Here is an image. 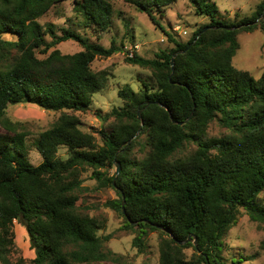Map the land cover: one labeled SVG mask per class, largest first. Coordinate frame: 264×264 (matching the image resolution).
<instances>
[{
    "label": "trees",
    "instance_id": "16d2710c",
    "mask_svg": "<svg viewBox=\"0 0 264 264\" xmlns=\"http://www.w3.org/2000/svg\"><path fill=\"white\" fill-rule=\"evenodd\" d=\"M62 1L0 0V264H25L10 259L15 221L27 230L33 264H89L108 258L98 235L100 221L78 205L79 171L86 165L117 189L115 208L125 217V226L135 228L133 244L139 252L146 249L148 233L158 231L159 264H226L224 238L237 223L240 208L264 223V201L259 199L264 190V71L256 78L233 64L239 33L264 31V0L250 16L234 21L219 16L214 0H191L210 22L186 42L167 33L174 47L154 58L137 53L126 57L154 71L156 88L135 91L125 85L119 90L125 104L111 111L119 124L103 133L104 145L98 147L95 137L81 129L78 116L63 112L35 141L42 162L34 165L20 123L7 116L8 105L85 111L107 82V72L95 71L92 63L123 49L115 42L105 47L70 28L61 35L52 26L45 29L39 18ZM125 1L163 28L157 14L178 0ZM74 2L99 35L112 27V0ZM5 34L16 39H3ZM66 40L82 49L64 54L55 48ZM37 50L51 52L39 58ZM215 119L230 130L228 135L207 136ZM140 128L151 151L131 159ZM187 142H194L196 150L178 155ZM60 146L68 148L69 158L58 156ZM114 161L120 163V173L106 177L99 167ZM189 235L194 237L179 243ZM187 247L193 248L196 261L187 259Z\"/></svg>",
    "mask_w": 264,
    "mask_h": 264
},
{
    "label": "rangeland",
    "instance_id": "374dc122",
    "mask_svg": "<svg viewBox=\"0 0 264 264\" xmlns=\"http://www.w3.org/2000/svg\"><path fill=\"white\" fill-rule=\"evenodd\" d=\"M262 0H214L219 7V16L231 21L250 16ZM113 24L102 34H98L92 25L86 24L84 17L75 9L74 0H64L52 7L39 22L45 29L52 26L55 35H61L64 29H73L85 35L91 41L110 47L113 42L123 47L122 51L110 57L98 56L92 63L95 71H106V86L93 97L91 106L85 111H50L40 106L29 103L9 104L7 116L10 120L20 123L19 131L25 134L29 161L38 165L42 156L35 146V141L42 132L49 129L63 112L74 114L80 118L81 129L95 137L98 147L104 145V134L114 131L119 120L110 115L114 108L122 107L125 102L119 97V90L125 85H130L135 91L146 88H156L154 71L151 68L134 65L127 62L126 57L135 53L154 58L162 50L174 47L167 33L174 39L186 42L200 26L210 22V18L197 13L191 0H178L164 8L157 14L159 25L151 18L136 9L135 5L125 0H112ZM6 40H14L12 34L2 36ZM47 41L52 40L50 32L46 35ZM239 49L233 58V64L243 70L249 71L256 78L264 71V31L257 28L253 31H242L238 35ZM55 48L64 54H73L82 49L74 40H66L57 44ZM53 50V49H51ZM42 50H37L39 58L46 57ZM15 49L12 53H15ZM1 61V60H0ZM127 121L126 118L123 119ZM0 131H3L0 125ZM230 130L222 126L218 119L213 120L207 128V136H225ZM137 142L131 148L128 157L142 159L151 151L146 133L137 134ZM194 142H187L177 153L189 155L196 150ZM58 156L62 159L69 158L66 146H60ZM111 177L117 172V162L99 167ZM121 170V168H120ZM81 185L76 191L79 195V209L82 212L97 218L101 223L98 235L103 240V251L108 258L89 264H159L160 237L158 231H150L147 235L146 249L139 252L133 240L137 233L135 228L125 226V217L115 208V201L119 200L117 189L109 183L94 176V168L85 166L80 169ZM120 173V172H119ZM259 199L264 201V190L259 194ZM15 245L11 250L10 259L15 262L20 259L25 264H33L35 252L30 246V239L26 228L15 221ZM264 223L250 218L244 208H240L237 223L228 231L224 238L223 256L226 264H264ZM185 255L190 261H196L197 256L192 247L185 249ZM240 262H237L239 261Z\"/></svg>",
    "mask_w": 264,
    "mask_h": 264
},
{
    "label": "water",
    "instance_id": "95a60500",
    "mask_svg": "<svg viewBox=\"0 0 264 264\" xmlns=\"http://www.w3.org/2000/svg\"><path fill=\"white\" fill-rule=\"evenodd\" d=\"M235 27H233V29H234ZM207 29V27L205 28V30ZM177 56V54H174V56H173V58H172V61H171V65H172V69H174V64H175V57ZM138 117H139V119L142 121V126H143V119H142V114H141V111H139L138 112ZM171 118L173 119V117H172V115H171ZM173 121L174 122H176V120H174L173 119ZM180 124H182L183 122H179ZM141 126V127H142ZM141 131V128L138 130V132H137V134L139 133ZM136 134V135H137ZM117 162V161H116ZM120 163L119 162H117V174L120 172ZM123 209H124V202H123ZM125 212V211H124ZM159 227H162V226H159ZM192 237H194V235H189V237L186 239V240H183V241H179V243H181V244H184V243H187L188 241H190L191 240V238ZM194 244L195 245H198V243H197V240L196 239H194Z\"/></svg>",
    "mask_w": 264,
    "mask_h": 264
}]
</instances>
